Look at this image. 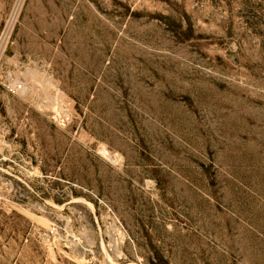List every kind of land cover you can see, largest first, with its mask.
Instances as JSON below:
<instances>
[{"label": "rangeland", "instance_id": "374dc122", "mask_svg": "<svg viewBox=\"0 0 264 264\" xmlns=\"http://www.w3.org/2000/svg\"><path fill=\"white\" fill-rule=\"evenodd\" d=\"M0 264H264V0H0Z\"/></svg>", "mask_w": 264, "mask_h": 264}]
</instances>
